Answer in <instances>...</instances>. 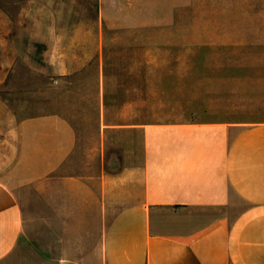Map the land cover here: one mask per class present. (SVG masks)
<instances>
[{"label":"crops","instance_id":"0c3cea01","mask_svg":"<svg viewBox=\"0 0 264 264\" xmlns=\"http://www.w3.org/2000/svg\"><path fill=\"white\" fill-rule=\"evenodd\" d=\"M215 98L212 117L134 123L110 121L100 101L97 139L81 153L60 113L3 129L12 152L0 163V264L41 225L36 264H264V119L230 117Z\"/></svg>","mask_w":264,"mask_h":264},{"label":"rangeland","instance_id":"374dc122","mask_svg":"<svg viewBox=\"0 0 264 264\" xmlns=\"http://www.w3.org/2000/svg\"><path fill=\"white\" fill-rule=\"evenodd\" d=\"M0 4V163L12 152L3 129L46 113L68 117L77 151H89L100 101L110 121L123 113L133 123L212 117L215 97L227 99L230 117L264 119V0L150 9L101 0ZM37 227L4 264L41 259L47 242Z\"/></svg>","mask_w":264,"mask_h":264}]
</instances>
